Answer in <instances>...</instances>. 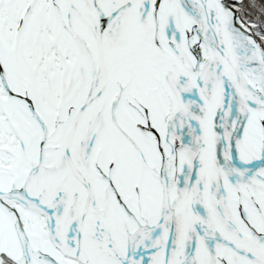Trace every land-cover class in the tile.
Segmentation results:
<instances>
[{
  "label": "snow or ice",
  "instance_id": "6c2138e0",
  "mask_svg": "<svg viewBox=\"0 0 264 264\" xmlns=\"http://www.w3.org/2000/svg\"><path fill=\"white\" fill-rule=\"evenodd\" d=\"M0 264H264V0H0Z\"/></svg>",
  "mask_w": 264,
  "mask_h": 264
}]
</instances>
